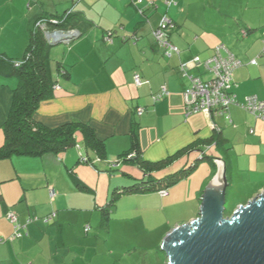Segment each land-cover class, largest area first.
<instances>
[{
    "label": "crops",
    "instance_id": "crops-1",
    "mask_svg": "<svg viewBox=\"0 0 264 264\" xmlns=\"http://www.w3.org/2000/svg\"><path fill=\"white\" fill-rule=\"evenodd\" d=\"M72 12L81 18L83 34L68 45L51 46L50 72L58 88L41 103L35 119L49 128L91 127L105 145V160L94 166L84 162L83 144L38 158L0 159V240H7L0 242V264H115L122 252L113 242L106 253L98 250L103 210L114 189L130 185L137 167L124 162L110 171L109 165L133 148L134 131L136 151L146 163L172 161L165 171L196 162L201 150L214 160H201L165 197L158 191L120 196L109 233L111 226L118 230L129 220L145 226L150 200L157 211H169L166 216L176 227L187 224L199 216L205 192L218 190L224 177L227 197L236 187L245 195L240 205L264 193V120L237 106L230 108L229 118L187 117L185 91L191 82L180 73L186 65L190 75L199 76L203 69L193 60H207L225 46L241 63L234 72L238 99L264 100V0H174L171 5L164 0H0V58L22 62L34 22ZM164 17L176 25L169 39L178 52L169 59L153 36ZM108 32L114 33L112 44L105 41ZM4 73L1 67L0 148L19 83ZM163 86L168 96L154 103ZM137 109H144L143 115ZM134 200L141 205L131 207ZM9 213L21 224L37 219L12 242ZM53 213L56 218L45 224Z\"/></svg>",
    "mask_w": 264,
    "mask_h": 264
},
{
    "label": "trees",
    "instance_id": "trees-1",
    "mask_svg": "<svg viewBox=\"0 0 264 264\" xmlns=\"http://www.w3.org/2000/svg\"><path fill=\"white\" fill-rule=\"evenodd\" d=\"M44 20L49 24H52L53 20H57L58 23L55 26L62 29H76L81 33V36L83 34L79 29L81 18L77 13H65L64 16L57 19L38 18L31 29L30 46L23 61L14 62L0 58V68L4 69V75L16 77L19 81L17 88L13 91L14 99L11 112L3 127L5 140L4 145L0 148V159L13 156L38 158L49 153L60 154L76 145L83 144V147L88 151V156L83 160L94 166L95 161L105 160L106 151L104 143L96 136L91 127L72 123L59 128H49L35 119L41 103L52 97L56 86L50 72L51 45L47 43L38 26V23ZM59 71L64 76L67 75L64 68L60 67ZM132 137L134 139L133 148L121 155V164L130 162L143 172L144 177H132L134 180L132 185L125 186L122 190H117V188L113 190L110 200L103 210L101 221V228L106 232H109L112 210L120 196L127 193L159 192L164 188L169 189L190 175L201 160H214L205 150H201L196 162L175 172L165 171L171 166L172 161L146 163L142 159V155L136 151V131L132 133ZM132 152L137 153L138 157L128 159V155ZM225 215L228 216L226 212ZM115 264H120V261L117 260Z\"/></svg>",
    "mask_w": 264,
    "mask_h": 264
},
{
    "label": "water",
    "instance_id": "water-1",
    "mask_svg": "<svg viewBox=\"0 0 264 264\" xmlns=\"http://www.w3.org/2000/svg\"><path fill=\"white\" fill-rule=\"evenodd\" d=\"M59 44L68 45L51 46ZM224 178L218 190L205 192L199 216L165 238L168 264H264V193L226 216Z\"/></svg>",
    "mask_w": 264,
    "mask_h": 264
},
{
    "label": "built area",
    "instance_id": "built-area-1",
    "mask_svg": "<svg viewBox=\"0 0 264 264\" xmlns=\"http://www.w3.org/2000/svg\"><path fill=\"white\" fill-rule=\"evenodd\" d=\"M74 1L77 2L79 0ZM164 1L167 5H171L174 2V0ZM57 23V20H53L52 24H49L45 20L38 23V26L44 33V37L48 44L53 45L58 42L70 44L81 36V33L78 30L72 28L62 29L55 26ZM175 28L176 25L169 18L164 17L160 27L153 33L156 44L164 49V56L168 59L171 58L174 53L178 52L169 39L170 33L174 31ZM113 36V32H108L105 36V41L112 44ZM253 63L255 64V62ZM193 64L198 68L202 67L203 72H201L199 76L190 75L187 71L186 65L180 67L181 75L191 82V86L185 91V108L187 117L204 113L210 117L226 116L229 118L230 108L237 106L254 117L264 120V100L259 99L257 96L246 97L243 101L238 99L235 92L237 86L234 83V72L241 66V63L225 46L217 47L214 55L207 60H202L200 57H196L193 60ZM135 84L137 87L142 85L139 76H136ZM56 88H58V86H56ZM167 96L168 91L166 87L163 86L159 94L153 96V101L154 103H157ZM144 111V109H137L136 112L137 115L141 116ZM137 157L138 155L135 152L128 155V159H134ZM216 163L219 164V161H216ZM120 165L121 161L110 164V171L116 170ZM159 194L162 197L167 196L168 189H161ZM51 197L52 199L55 197V192L53 190H51ZM55 218L56 214L53 213L43 219V222L48 224ZM7 219L14 228L13 235L8 239V241L11 242L21 238L24 235L22 231L26 229L28 225L37 220L30 218L24 224H21L18 217L13 213H9ZM89 231L90 227L87 226L85 232L88 233ZM5 241L7 240H0L1 243Z\"/></svg>",
    "mask_w": 264,
    "mask_h": 264
},
{
    "label": "rangeland",
    "instance_id": "rangeland-1",
    "mask_svg": "<svg viewBox=\"0 0 264 264\" xmlns=\"http://www.w3.org/2000/svg\"><path fill=\"white\" fill-rule=\"evenodd\" d=\"M52 64L54 65V61H52ZM82 152L86 154L85 149H82ZM101 165H98L99 170H101ZM99 170H96V172H99ZM132 170L136 176L135 178L144 177L140 169L135 168ZM130 182V185H132L134 180L132 179ZM241 186L239 185V187ZM237 188L229 192L226 200V214L228 216L237 210L240 202H244L245 195L239 192L240 188L236 190ZM150 202L148 208L152 211L144 218L145 226H141V221L137 223L129 220L124 228L120 227L121 229L117 230L111 226L112 232L110 231V233L101 230L102 237L99 238L100 248L98 250L101 253H106L113 242L114 247L122 252L119 258L120 264H168L167 256L162 251V245L165 238L176 228V225L169 222V217L166 216V214H170L168 210H166V213L157 211L155 200H150ZM136 204L141 205L140 201L134 200L131 207H135ZM131 211L138 214L135 209H131Z\"/></svg>",
    "mask_w": 264,
    "mask_h": 264
},
{
    "label": "bare ground",
    "instance_id": "bare-ground-1",
    "mask_svg": "<svg viewBox=\"0 0 264 264\" xmlns=\"http://www.w3.org/2000/svg\"><path fill=\"white\" fill-rule=\"evenodd\" d=\"M221 177H222V173L220 174V176H219V181L221 180ZM218 181V180H217ZM222 183V182H221ZM220 184V183H219Z\"/></svg>",
    "mask_w": 264,
    "mask_h": 264
},
{
    "label": "clouds",
    "instance_id": "clouds-1",
    "mask_svg": "<svg viewBox=\"0 0 264 264\" xmlns=\"http://www.w3.org/2000/svg\"><path fill=\"white\" fill-rule=\"evenodd\" d=\"M48 43V42H47Z\"/></svg>",
    "mask_w": 264,
    "mask_h": 264
}]
</instances>
